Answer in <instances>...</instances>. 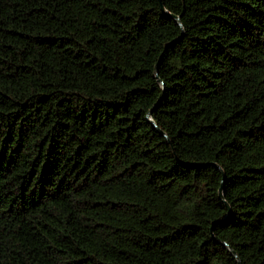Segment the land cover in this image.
<instances>
[{"label":"trees","instance_id":"trees-1","mask_svg":"<svg viewBox=\"0 0 264 264\" xmlns=\"http://www.w3.org/2000/svg\"><path fill=\"white\" fill-rule=\"evenodd\" d=\"M238 261L264 264V0H0V264Z\"/></svg>","mask_w":264,"mask_h":264},{"label":"water","instance_id":"water-1","mask_svg":"<svg viewBox=\"0 0 264 264\" xmlns=\"http://www.w3.org/2000/svg\"><path fill=\"white\" fill-rule=\"evenodd\" d=\"M160 9H161V11H162L164 14L166 13V14H168L169 16L173 17L174 20L178 23V25H181L178 16H175V15H173V14L167 12V11L164 9L163 5L160 6ZM158 63H159V61H157L156 65H155V69H154V75H155L156 77H157V67H158ZM157 80H158V82L163 86V81L160 80V79H157ZM148 121L152 124L153 127H155V128L157 127L156 123H155L151 118L148 117ZM160 132L162 133V135H163L164 137H166V134H165V133H163L161 130H160ZM214 166L217 167V168L220 170V168L218 167V165L214 164ZM222 188H223V187H222V184H221L220 187H219V190H218V191H219L218 194H219V197L223 200ZM225 204H226V207L229 208L228 204H227V203H225ZM228 211H229V210H228ZM228 213H229V212H228ZM228 213H227L222 219H220V220H218V221H216V222H219V221H223V220H225V219L228 217ZM213 238H214V240H215L216 242L221 243V244L224 245V246H227L226 242H224V241H220L219 239H216L215 237H213ZM230 251H231L232 255H233L234 257H236L235 252L232 251V250H230ZM238 264H240L239 261H238Z\"/></svg>","mask_w":264,"mask_h":264}]
</instances>
